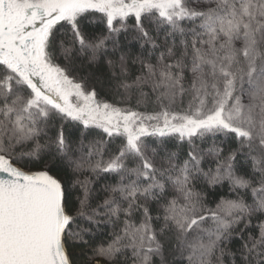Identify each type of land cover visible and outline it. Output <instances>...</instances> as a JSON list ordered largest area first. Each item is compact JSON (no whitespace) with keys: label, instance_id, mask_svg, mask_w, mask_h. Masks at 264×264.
<instances>
[{"label":"snow or ice","instance_id":"1","mask_svg":"<svg viewBox=\"0 0 264 264\" xmlns=\"http://www.w3.org/2000/svg\"><path fill=\"white\" fill-rule=\"evenodd\" d=\"M0 264H264V0H0Z\"/></svg>","mask_w":264,"mask_h":264}]
</instances>
